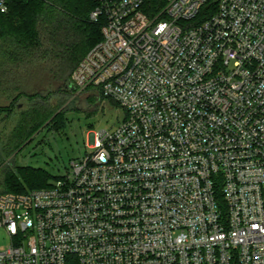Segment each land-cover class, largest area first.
<instances>
[{
    "label": "built area",
    "instance_id": "obj_1",
    "mask_svg": "<svg viewBox=\"0 0 264 264\" xmlns=\"http://www.w3.org/2000/svg\"><path fill=\"white\" fill-rule=\"evenodd\" d=\"M92 1L71 84L125 117L0 193V264H264V0Z\"/></svg>",
    "mask_w": 264,
    "mask_h": 264
},
{
    "label": "trees",
    "instance_id": "obj_2",
    "mask_svg": "<svg viewBox=\"0 0 264 264\" xmlns=\"http://www.w3.org/2000/svg\"><path fill=\"white\" fill-rule=\"evenodd\" d=\"M149 1L155 8L160 5ZM94 6L92 0H7V10L0 11V101H8L0 103V120L16 117L0 137V193L47 187L56 178L13 159L42 128L59 131L65 125L62 112L44 99L52 91L44 94L36 81L49 84L53 93L73 91V68L102 38L101 24L89 20ZM94 97L105 98L88 92L86 100ZM20 98L28 101L24 109L16 108Z\"/></svg>",
    "mask_w": 264,
    "mask_h": 264
},
{
    "label": "rangeland",
    "instance_id": "obj_3",
    "mask_svg": "<svg viewBox=\"0 0 264 264\" xmlns=\"http://www.w3.org/2000/svg\"><path fill=\"white\" fill-rule=\"evenodd\" d=\"M36 87H44L46 95L51 93L44 99L56 107V113L62 112L65 125L59 131L42 128L31 141L15 152L13 161L16 164L40 167L52 176L63 175L70 169L72 160L83 157L88 151L86 144L90 132L114 129L125 117L124 110L108 98L94 97L86 100L88 92H80L73 85V91L68 90L71 92L69 94H64V91L53 93L55 89L42 83L40 79L36 81ZM48 90L52 92L47 93ZM0 103L7 104L8 101L1 100ZM15 104L16 108L24 109L28 106V101L20 98ZM15 119L16 117H12L10 121L0 120L1 139H4ZM0 237V245H5L6 237Z\"/></svg>",
    "mask_w": 264,
    "mask_h": 264
}]
</instances>
